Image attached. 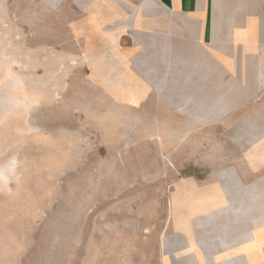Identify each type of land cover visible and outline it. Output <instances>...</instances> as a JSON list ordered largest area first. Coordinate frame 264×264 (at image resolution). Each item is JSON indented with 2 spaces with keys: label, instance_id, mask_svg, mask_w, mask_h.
<instances>
[{
  "label": "rangeland",
  "instance_id": "obj_1",
  "mask_svg": "<svg viewBox=\"0 0 264 264\" xmlns=\"http://www.w3.org/2000/svg\"><path fill=\"white\" fill-rule=\"evenodd\" d=\"M162 3L0 0V264H245L255 101Z\"/></svg>",
  "mask_w": 264,
  "mask_h": 264
},
{
  "label": "crops",
  "instance_id": "obj_2",
  "mask_svg": "<svg viewBox=\"0 0 264 264\" xmlns=\"http://www.w3.org/2000/svg\"><path fill=\"white\" fill-rule=\"evenodd\" d=\"M161 1L173 24L176 20V25L180 24L188 34V40L197 42L207 54L214 67V81L229 82L231 96L255 101V113L259 116L251 125L261 129L264 144V0ZM251 226L252 222L246 220L245 231ZM190 237L193 239L195 235ZM227 240H223L224 245ZM222 247L216 250L215 244L216 255L226 253ZM231 253L244 258L245 264H264V227L253 239L241 236Z\"/></svg>",
  "mask_w": 264,
  "mask_h": 264
}]
</instances>
